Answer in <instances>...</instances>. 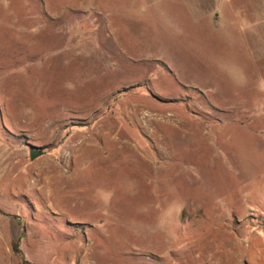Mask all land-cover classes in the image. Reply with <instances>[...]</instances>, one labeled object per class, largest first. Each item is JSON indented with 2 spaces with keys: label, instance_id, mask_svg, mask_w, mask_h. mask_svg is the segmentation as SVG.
<instances>
[{
  "label": "rangeland",
  "instance_id": "374dc122",
  "mask_svg": "<svg viewBox=\"0 0 264 264\" xmlns=\"http://www.w3.org/2000/svg\"><path fill=\"white\" fill-rule=\"evenodd\" d=\"M22 260L264 264V0H0V264Z\"/></svg>",
  "mask_w": 264,
  "mask_h": 264
},
{
  "label": "water",
  "instance_id": "95a60500",
  "mask_svg": "<svg viewBox=\"0 0 264 264\" xmlns=\"http://www.w3.org/2000/svg\"><path fill=\"white\" fill-rule=\"evenodd\" d=\"M29 159H33L34 157L38 156L41 151L39 148L36 147H29L27 150Z\"/></svg>",
  "mask_w": 264,
  "mask_h": 264
},
{
  "label": "trees",
  "instance_id": "16d2710c",
  "mask_svg": "<svg viewBox=\"0 0 264 264\" xmlns=\"http://www.w3.org/2000/svg\"><path fill=\"white\" fill-rule=\"evenodd\" d=\"M12 249L14 250V251H18V249H17V247H16V244H14L13 246H12ZM22 262L24 263V264H27L24 260H22Z\"/></svg>",
  "mask_w": 264,
  "mask_h": 264
}]
</instances>
